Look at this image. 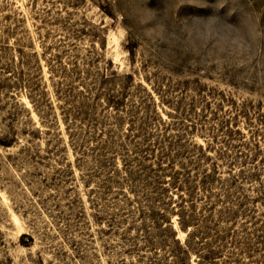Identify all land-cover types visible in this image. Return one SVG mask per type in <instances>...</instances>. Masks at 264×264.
I'll use <instances>...</instances> for the list:
<instances>
[{"label": "rangeland", "instance_id": "1", "mask_svg": "<svg viewBox=\"0 0 264 264\" xmlns=\"http://www.w3.org/2000/svg\"><path fill=\"white\" fill-rule=\"evenodd\" d=\"M154 262L264 264V0H0V264Z\"/></svg>", "mask_w": 264, "mask_h": 264}, {"label": "trees", "instance_id": "2", "mask_svg": "<svg viewBox=\"0 0 264 264\" xmlns=\"http://www.w3.org/2000/svg\"><path fill=\"white\" fill-rule=\"evenodd\" d=\"M182 218V223H183V227L184 228H186L187 229V224H188V222L185 220V219H183V217H181ZM198 233H199V231H198ZM198 236H197V232L196 231H188V243H189V240L190 239H195V238H197ZM174 242H176L177 244H179V246H177V247H175V248H172L171 249V253L174 255V257L176 258V259H178V260H182V256H183V254H184V249L182 248V245H180V243L177 241V240H175ZM207 257V256H206ZM154 263H156V262H154ZM161 262H157L156 264H160Z\"/></svg>", "mask_w": 264, "mask_h": 264}]
</instances>
